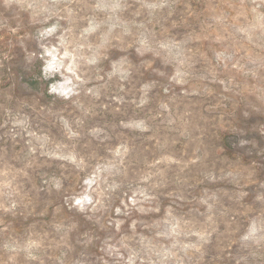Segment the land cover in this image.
<instances>
[{"label": "rangeland", "instance_id": "rangeland-1", "mask_svg": "<svg viewBox=\"0 0 264 264\" xmlns=\"http://www.w3.org/2000/svg\"><path fill=\"white\" fill-rule=\"evenodd\" d=\"M0 264H264V0H0Z\"/></svg>", "mask_w": 264, "mask_h": 264}]
</instances>
